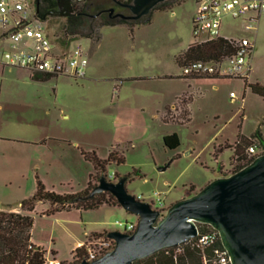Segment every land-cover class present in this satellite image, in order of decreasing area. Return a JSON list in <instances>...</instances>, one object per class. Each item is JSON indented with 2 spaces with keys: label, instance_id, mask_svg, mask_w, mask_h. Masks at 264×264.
Returning a JSON list of instances; mask_svg holds the SVG:
<instances>
[{
  "label": "rangeland",
  "instance_id": "374dc122",
  "mask_svg": "<svg viewBox=\"0 0 264 264\" xmlns=\"http://www.w3.org/2000/svg\"><path fill=\"white\" fill-rule=\"evenodd\" d=\"M27 2L34 5V0ZM195 10L194 0H179L170 9L153 10L150 22L132 31L124 24L102 27L95 45L87 38L72 39L88 53L82 78L36 74L39 78L34 79L19 67L0 72V204L16 206L31 196L36 176L47 190L53 188L57 193L84 189L88 175L94 173L92 164L86 161L83 167L67 168L59 155L60 145L42 143L48 133L65 138L61 145L76 143L79 151H94L101 159L114 149L122 153L124 162L108 164L106 175L130 174L126 190L156 205L162 199V216L181 196L233 173L237 164L233 151L226 148L239 134L249 137L259 130L264 136V97L245 91L240 78L182 77L176 57L195 41L191 32ZM65 20L49 16L44 22L57 47L68 40ZM221 34L254 40L248 80H257L264 87V17L250 32L240 22L226 19ZM223 65L225 68V62ZM181 93H186L185 98L192 95L190 120L185 123L180 122L187 106L176 102ZM174 100L175 105L164 111ZM170 133L180 139L175 150L163 145V136ZM218 146L223 151L214 156ZM165 165L166 169H158ZM42 203L34 214L35 235L45 240L55 232L56 248L68 256L83 223L73 209L41 215L40 210L50 206ZM87 215L89 221L102 223H94V228L103 226L108 231L123 229L116 221L136 220L122 207L91 210Z\"/></svg>",
  "mask_w": 264,
  "mask_h": 264
},
{
  "label": "water",
  "instance_id": "95a60500",
  "mask_svg": "<svg viewBox=\"0 0 264 264\" xmlns=\"http://www.w3.org/2000/svg\"><path fill=\"white\" fill-rule=\"evenodd\" d=\"M164 1L132 0L119 4L128 13L115 12V7L106 11L111 17L135 20L150 14ZM72 14L70 0H61L49 16L66 18ZM166 168L167 165L158 169ZM127 181V177L109 181L105 174L101 175L87 197L110 193L120 207L138 217L136 229L130 233L108 231L107 236L115 241L113 249L92 261L74 264H133L188 242L198 235L199 224L218 232L231 264H264V152L229 176L217 177L192 195L173 202L163 216L130 194L125 188Z\"/></svg>",
  "mask_w": 264,
  "mask_h": 264
},
{
  "label": "built area",
  "instance_id": "2783aa9c",
  "mask_svg": "<svg viewBox=\"0 0 264 264\" xmlns=\"http://www.w3.org/2000/svg\"><path fill=\"white\" fill-rule=\"evenodd\" d=\"M194 4L196 10L191 19L194 40L201 43L223 38L234 46L235 52L218 61L189 62L181 67L182 75L247 78L251 67L254 40L248 37L223 36L221 28L224 20L227 19L240 22L245 31L256 30L258 20L264 17V0H194ZM44 22L37 15L35 4L32 6L27 0H0V64L19 67L31 74L65 75L75 79L84 77L88 53L78 40H73V44V41H70L62 47H57L46 32ZM224 62L225 68H223ZM263 152L264 148L259 140L252 138L251 144L245 149L246 159L253 160ZM105 176L109 181L113 179V175ZM136 198L141 200L139 197ZM157 201L158 205L153 201L147 203L162 216L164 203L162 199ZM115 223L123 228L120 232L130 233L136 229L138 217L136 216L135 221L125 223L116 221ZM189 241L200 249L202 264H231L216 230L199 232ZM114 246L115 241L107 236V232L89 235L75 244L68 259H56L50 254H44L43 264H74L82 260L92 261L113 249ZM180 251L181 248L178 246L175 253Z\"/></svg>",
  "mask_w": 264,
  "mask_h": 264
},
{
  "label": "trees",
  "instance_id": "16d2710c",
  "mask_svg": "<svg viewBox=\"0 0 264 264\" xmlns=\"http://www.w3.org/2000/svg\"><path fill=\"white\" fill-rule=\"evenodd\" d=\"M179 0H166L158 4L153 10H167L177 4ZM74 14L66 17L64 24V33L68 36L65 44H68L74 38H87L93 45L97 44L101 39V29L104 26H113L124 24L128 26L131 31L134 27L146 24L151 20V13L135 20H125L121 18L109 16L106 11L110 6H105L103 2L111 5H118L120 3L128 4L132 0H70ZM37 15L45 21L49 17V13L58 9L59 0H34ZM112 6V7H114ZM152 10V11H153ZM128 13V10L123 11ZM100 13L99 15H96ZM96 15V16H94ZM235 52L234 46L223 38L206 42L193 41L187 49L176 57V62L182 67L183 65L197 60L204 61H218ZM42 78L49 77L42 75ZM184 79L195 78H218L219 75L211 76H184ZM32 78H39L33 74ZM243 80L244 88L249 89L252 93L264 97V87L259 83H249L247 78H240ZM186 93L176 98V102L180 101L187 109L183 110L181 122L185 123L190 120L189 104L192 101V95L185 98ZM170 107H166L164 111H168ZM167 114V113H166ZM163 120L168 122V116L164 115ZM257 138L264 148V137L259 130H256L251 136L246 137L239 134L236 142L226 149L233 151L232 157L235 158L236 168L239 170L251 160L246 159L245 149L251 144V139ZM163 145L175 150L180 145L179 136L176 133L166 134L162 138ZM223 149L218 146L214 150V156L221 154ZM83 158L90 162L93 166L94 173L89 175V180L86 187L75 193H57L46 189L43 182L36 176V188L34 193L24 198L20 203V212L0 209V264H43L45 251L41 247H36L31 243V230L33 227L34 217L32 212L36 205L40 202H48L49 208L45 211L46 215H52L56 212L77 208L81 210H93L99 208L101 205H118L117 200L108 192L99 193L91 198L87 197L91 189L95 186V182L99 180L101 175H106V166L110 163L121 164L124 162V156L116 149L110 151L105 159L99 158L94 151H84L81 149ZM233 171V172H234ZM95 182L92 183V178ZM120 176L113 175V179ZM128 181L132 180L130 174L124 175ZM192 185L190 186V190ZM199 232H206L213 230L212 227L206 224H199ZM91 235H97L92 233ZM180 252L175 253L177 247L163 249L150 257L135 261L133 264H202L200 249L192 245V241L179 245Z\"/></svg>",
  "mask_w": 264,
  "mask_h": 264
},
{
  "label": "crops",
  "instance_id": "0c3cea01",
  "mask_svg": "<svg viewBox=\"0 0 264 264\" xmlns=\"http://www.w3.org/2000/svg\"><path fill=\"white\" fill-rule=\"evenodd\" d=\"M188 47V46H187ZM187 49V48H186ZM185 49V50H186ZM184 50V51H185ZM183 51V52H184ZM90 56V55H89ZM8 66H4L3 64H0V72H4L5 71V69L7 68ZM251 71H252V68L250 67V71H249V74H248V76H247V81L249 82V83H253L251 80H248V77L250 76V73H251ZM221 77H223V76H221ZM233 78H235V77H233ZM255 83H258V81L257 80H255ZM261 84V83H260ZM262 85V84H261ZM263 86V85H262ZM247 90H249V89H246L245 91H247ZM183 93H181V94H179L177 97H179V96H181ZM175 105V100L174 101H172V102H170V104H167V107H173ZM261 134H262V132H260ZM262 136H263V134H262ZM62 136H59V135H53V134H51V133H48L43 139H42V143L44 144V145H50V147H51V144H52V141H53V143H55L57 146H59V147H57V148H59L60 150V152L61 153H59V155H60V157H61V159H62V161H64V164H65V166L67 167V168H72V169H74L75 167H76V165H81L82 167H83V164H85L86 163V160L83 158V156L81 155V151H79V149H78V146H76V143H75V145H73V144H68V145H61V144H63V142L64 141H66V139L65 138H61ZM264 137V136H263ZM19 141V140H18ZM23 141V140H22ZM60 142H62V143H60ZM23 143H26V142H23ZM55 145V146H56ZM49 147V146H48ZM220 155V154H219ZM219 157V156H218ZM90 174H92V173H90ZM89 174V175H90ZM27 175H29L30 176V172L27 174ZM89 175H88V179H87V181L86 182H88V180H89ZM35 180H36V178H35ZM211 181V180H210ZM209 182V181H208ZM207 182V183H208ZM86 185H87V183H86ZM86 185H85V187H86ZM84 187V188H85ZM196 188V187H195ZM53 188H51L49 191H51ZM196 189H199V188H196ZM59 193H75V192H80V191H74V190H70L69 192L68 191H66V192H61V191H58ZM184 196V195H183ZM183 196H181L180 198H182ZM40 204H43L42 202H40V203H38L37 205H36V207H35V209H34V211L32 212V216L34 217V214L36 213V211H37V209H39V206H40ZM105 207H110V208H113V209H115V208H119V210H120V206L119 205H106V204H104V205H101L99 208H97V209H93V210H100V209H102V208H105ZM19 203L18 204H16V206H13V205H11V204H0V209H7V210H9V211H15V212H20L19 211ZM44 209L45 208H43V209H41L40 210V212H41V215H44V216H54V215H56L57 213H54V214H52V215H46L45 214V211L47 210H45L44 211ZM73 210H75L76 211V214L78 215V220H81L79 223H83V228H82V230H81V232L78 234V235H76L75 236V240L72 242V244L70 245V250H69V252H68V254H66V255H68L69 257H70V255H71V252H72V250L74 249V246H75V244L77 243V242H79V241H82V238H85V237H87V236H89V235H91L92 233H97V234H100V233H103V232H108V230H106V229H104V227L103 226H100V228H94L93 227V225H95V224H100L99 222H91V221H89V219H88V215H87V212L88 211H91V210H81V209H77V208H72ZM72 209H70L69 211H71ZM116 212H120V211H116ZM88 219V220H87ZM101 225H102V223H101ZM34 227H35V218H34V222H33V227H32V230H31V243L33 244V245H35L36 247H41L44 251H45V255H52L54 258H56V259H61V260H64V259H68L67 257L68 256H64V254H62L57 248H56V242H55V240L52 238L53 236H54V233L55 232H52L51 231V233H49L48 234V238L47 239H45V240H43V239H41V238H38L36 235H35V229H34ZM62 255V257H60Z\"/></svg>",
  "mask_w": 264,
  "mask_h": 264
},
{
  "label": "flooded vegetation",
  "instance_id": "af4514ba",
  "mask_svg": "<svg viewBox=\"0 0 264 264\" xmlns=\"http://www.w3.org/2000/svg\"><path fill=\"white\" fill-rule=\"evenodd\" d=\"M61 2V0H59V3ZM115 12H123V11H126L127 9L125 7H122L121 5H115Z\"/></svg>",
  "mask_w": 264,
  "mask_h": 264
}]
</instances>
